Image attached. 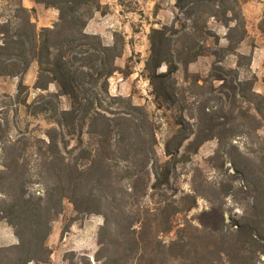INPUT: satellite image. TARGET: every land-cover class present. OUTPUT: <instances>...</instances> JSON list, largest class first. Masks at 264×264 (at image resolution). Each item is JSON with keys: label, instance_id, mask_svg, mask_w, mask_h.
<instances>
[{"label": "trees", "instance_id": "trees-1", "mask_svg": "<svg viewBox=\"0 0 264 264\" xmlns=\"http://www.w3.org/2000/svg\"><path fill=\"white\" fill-rule=\"evenodd\" d=\"M34 1L57 9V20L37 29L31 10L19 5L13 20L0 21V76L21 77L35 61L34 86L47 90L52 84L55 90L27 103L26 85L20 79L15 101L18 106L34 107L35 113L51 112L53 125L34 138L39 143L34 152L38 175L45 183L41 192L27 189L30 173L23 159L28 141L21 148L17 141L2 144L0 222L12 226L17 241L0 245V264H48L51 250L46 240L65 201L76 213L103 216L94 257L98 264H248L253 252L264 254V140L257 161L249 154H240L238 163L232 161L251 199L230 228H224L223 212L211 201L194 224L185 213L196 206V197L180 207L167 193L179 149L192 133L181 118L176 121L177 127L164 143L167 159L160 160L149 112L130 97L110 94L109 77L118 70L115 59L122 54L124 41L119 36L104 43L98 34L85 31L101 6L99 0ZM234 1L175 0V6L180 10L209 7L210 16L227 27L225 38L236 45L246 31ZM177 20L176 15L170 25L152 27L148 34L150 52L144 69L157 108L177 101L173 74L182 59L171 38L180 30ZM190 34L194 36L193 31ZM235 45L221 47L222 52L234 53ZM185 47L190 56L182 60L184 66L199 54L194 44ZM241 58L246 55L237 54L235 68L216 67L213 80H221L232 103L246 104L241 115L249 111L252 118L258 117L256 128L260 129L264 127V93L254 89L255 78H239ZM162 64L166 68L160 71ZM226 76H230L228 84ZM61 97L69 99L68 107L60 106ZM204 108L199 122L207 115ZM225 117L210 116L207 127L200 125L193 132V151L205 140L224 137L219 129L226 124ZM71 140L75 143L69 148ZM142 196L154 198L149 200L152 205L140 203ZM180 213L185 218L177 223ZM171 231L175 233L171 239L159 238V233ZM251 244L258 249H246ZM83 259L85 263L80 264H91L88 257Z\"/></svg>", "mask_w": 264, "mask_h": 264}, {"label": "rangeland", "instance_id": "rangeland-1", "mask_svg": "<svg viewBox=\"0 0 264 264\" xmlns=\"http://www.w3.org/2000/svg\"><path fill=\"white\" fill-rule=\"evenodd\" d=\"M19 5L31 10V20L37 29L43 27L44 23L52 26L57 20V9L43 3L34 0H0V21L13 20ZM35 5L38 8H35ZM233 6L246 31L244 38L236 45L235 40L229 42L225 38L227 27L210 16L209 7L196 5L193 10L189 7L180 10L175 6V0H108L107 4L100 6L99 11L109 12L107 17L110 20L119 17L129 21L125 26L112 24L96 33L108 44L114 41V37H122L123 51L115 59L118 70L109 77V92L112 95L130 97L133 103L143 105L149 112L156 126L155 149L160 160L167 159L164 143L177 127L176 121L181 118L186 131L192 133L182 142L179 149L167 193L175 197L180 207L191 204V198L196 197V206L185 213L194 224H198L199 213L210 208V201L213 202L223 212V225L226 229L230 228L233 220L238 218L251 199L244 190L245 182L242 176L235 173L232 161H241L240 154H249L251 160L257 161L258 148L264 140V127L256 128L258 117L252 118L249 111L241 115V110H246V104L240 103V107L237 101L232 103L224 93L225 88L220 85L221 80H213L214 73L217 72L216 67L235 68L237 54L242 53L246 58L239 59V78H255L254 89L264 93V0H235ZM188 11L192 13L190 17L186 14ZM176 15L177 27L180 30L171 34V38L172 44H175L180 52L179 57L182 60L187 59L190 53L186 52L185 46L192 44L196 46L199 54L186 66L182 60L177 62L178 69L173 74L177 101L174 105L166 104L157 108L144 69L150 52L148 34L152 27L170 25ZM183 26L188 28L184 29ZM192 31L194 36H189ZM233 38H236L235 33ZM228 44L235 45L234 53L229 50L222 52L221 47ZM37 67L34 61L21 77L0 76V163L3 160V142L17 141L16 146L21 148L27 140L23 160L30 174L26 185L28 191L38 193L43 190L45 183L38 175V162L34 152L38 150L39 143L34 141V138L43 136L46 129L53 125V118L51 112L35 113L34 107L32 110L31 107L18 106L15 101L20 79L26 85L24 93L27 103L34 101L41 93L55 90L52 84L47 90L34 86ZM165 68V64H162L159 70ZM226 80L227 84L230 83V76H226ZM59 104L61 107H68L69 99L61 97ZM203 106L207 115L199 122L198 115L201 114ZM215 114L226 116V124L219 129L224 137L220 138L221 140L217 137L205 140L193 151L194 144L190 143L193 140V132L197 131L200 125L207 127L210 116ZM83 139L87 141L88 136L83 134ZM74 143V140H71L69 148ZM149 200L153 201L154 198L142 196L140 203L152 205ZM184 218L182 213L178 214L177 223L183 222ZM102 223V215L76 213L72 205L65 201L64 208L53 222L46 240L51 250L48 264H80L85 263L83 258L86 257L90 259L91 264H98L94 257L99 247L97 232ZM174 235V231L159 233V238L167 241ZM16 241L12 226L6 221L0 222V245L13 244ZM246 249L255 251L258 245L251 244ZM248 264H264V254L253 252Z\"/></svg>", "mask_w": 264, "mask_h": 264}, {"label": "crops", "instance_id": "crops-1", "mask_svg": "<svg viewBox=\"0 0 264 264\" xmlns=\"http://www.w3.org/2000/svg\"><path fill=\"white\" fill-rule=\"evenodd\" d=\"M99 2L101 5H105L107 4L108 0H100ZM115 6H118V5H115ZM35 8H38V7L35 5ZM119 13L120 12H118V14ZM108 14L109 12L101 13L99 9L96 10L93 16L87 21L86 26H85V31L91 32V33H97V32H100V30H102L106 26H111L112 24H116V26L121 27L122 25L125 26L129 21L126 18L121 19L119 17H115L113 20H110L109 17H107ZM42 26L43 27L49 26V24L44 23Z\"/></svg>", "mask_w": 264, "mask_h": 264}]
</instances>
